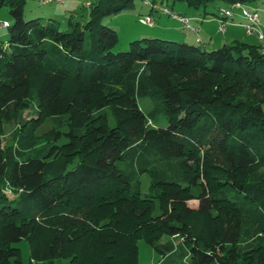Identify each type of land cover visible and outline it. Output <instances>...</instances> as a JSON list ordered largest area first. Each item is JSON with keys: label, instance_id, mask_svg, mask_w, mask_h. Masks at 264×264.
Here are the masks:
<instances>
[{"label": "trees", "instance_id": "1", "mask_svg": "<svg viewBox=\"0 0 264 264\" xmlns=\"http://www.w3.org/2000/svg\"><path fill=\"white\" fill-rule=\"evenodd\" d=\"M134 1L92 0L61 30L0 0V126L18 127L0 142V264H21L23 240L30 264H140L141 240L159 264H264V47L144 38L114 52L104 20ZM26 109L52 129L37 135Z\"/></svg>", "mask_w": 264, "mask_h": 264}, {"label": "rangeland", "instance_id": "2", "mask_svg": "<svg viewBox=\"0 0 264 264\" xmlns=\"http://www.w3.org/2000/svg\"><path fill=\"white\" fill-rule=\"evenodd\" d=\"M66 4L62 3H51L45 4L44 0H26V5L24 7V17L26 20L42 18L43 21L54 20L60 26L61 30H70L68 25V16L69 12L75 13L74 19L79 22H87L89 9L86 3L89 0H65ZM145 1H150L152 3H156L163 8L169 9L173 14H182L186 16H190L191 14L197 13L202 16L211 19L212 21H217L218 17H220V10L222 8H228L229 4H227L224 0H204L205 5L196 9L194 7H190L186 2H173L171 0H135L133 7L111 17H108L104 20L105 26L115 28L119 35L118 45L115 47L114 52H123L128 50L130 42L134 40H141L144 38H157L162 40L174 41L171 39H167L168 37H147L150 36L152 28L149 26L143 25L140 23V19L144 18L143 15L147 12L149 6L145 4ZM92 2V0H91ZM261 6L264 9V3ZM2 15L5 18H8L11 21L9 11L7 8L0 9ZM172 17V15H171ZM262 20L264 21V15H262ZM242 19L240 16H237L235 22H240ZM211 28L209 31V36L214 37L216 40V45H210L209 42L205 44H196L193 39H189L191 44L198 45L207 51L217 50L222 47L224 42L227 44L231 43L233 38L235 40L246 42L250 45L255 46H263L264 41H260L257 37H247L245 33L240 30L236 31L237 35H233V30L226 31L225 34L218 33V24H210ZM146 34H149L146 36ZM140 36V37H135ZM0 38L4 41H8V29L0 27ZM133 38V39H131ZM130 40V41H129ZM139 106L143 110L145 114H148L152 108V102L148 98L139 99ZM22 119L27 122H36L37 124V135H43L44 133L50 131L52 129V123L50 120L43 121L41 123V118L39 117L36 110L26 109L23 110ZM162 126H167V121H161ZM0 142L3 147L12 144L14 141L12 135L18 127L13 124H3L0 126ZM140 189L143 194L149 193L151 186V178L149 174H144L139 178ZM194 193H198L199 189H193ZM9 198H13L14 195L8 193ZM191 207L197 208L198 203L196 201H191L189 203ZM159 209L155 214H159ZM76 218V217H75ZM77 219V218H76ZM139 252H138V260L140 264H159L162 261L161 255H159L146 241L141 240L138 243ZM20 250V258L21 264H30L31 261V247L27 240H23L15 244Z\"/></svg>", "mask_w": 264, "mask_h": 264}, {"label": "built area", "instance_id": "3", "mask_svg": "<svg viewBox=\"0 0 264 264\" xmlns=\"http://www.w3.org/2000/svg\"><path fill=\"white\" fill-rule=\"evenodd\" d=\"M257 3H244V2H235L229 4L228 8H222L220 10V17H218L219 25L218 32L225 34L229 26H241L244 28L248 36H255L260 41H264V23L262 20V15H264V9L258 6L259 3H264V0H256ZM64 3L65 0H44L45 4L51 3ZM147 6H150L153 10H161L163 13L172 15L174 19L180 20L184 24V29H192L189 25V20L187 18L181 17L179 15L173 14L169 9L163 8L162 6L152 3L150 1H145ZM87 7L92 5L91 0L87 1ZM237 16H240L242 21L235 22ZM141 24L154 27L155 20L151 16H146L140 19ZM0 27L7 28L9 27V22L0 21ZM197 31V30H194ZM198 43H201V39H197Z\"/></svg>", "mask_w": 264, "mask_h": 264}, {"label": "crops", "instance_id": "4", "mask_svg": "<svg viewBox=\"0 0 264 264\" xmlns=\"http://www.w3.org/2000/svg\"><path fill=\"white\" fill-rule=\"evenodd\" d=\"M62 4H66V1ZM258 6L261 7L263 5H262V3H259ZM71 15H73V17H74L75 13H71V11L69 12L68 22H69ZM176 15L187 18L189 20V25L194 30H197V31H194L192 29H189V30L184 29V27H183L184 24L180 20L174 19L173 17H171V15L165 14L161 10H153L149 6L147 9V12H145L143 17H146V16L153 17L155 20V26L150 27V28H152V31L149 32L150 36H147L149 34H146V36L147 37H168L167 39H171V40H175V41H179V42H187V43H190V41H188L189 39H193L196 44H205L206 42H209L210 45H213V44L216 45V40L214 39V37L209 36V31L211 28L210 24L216 23L219 25L218 19L215 22V21H212L211 19H208L207 17L202 16V15L197 14V13L191 14L190 16H186V15H182V14H176ZM0 21H6L9 23L11 22L8 18H5L2 15V12H0ZM263 23H264V21H263ZM1 28H3V27H1ZM228 30H233V32H232L233 35H237L236 31L242 30L247 37H255V36H248L246 34L244 28L241 26H237V25L229 26ZM135 37L137 38L140 36H135ZM198 38L201 39V41H202L201 43L197 42ZM131 39H133V38H131ZM233 39L235 40L236 38H233ZM234 40H232V42ZM224 44H227V43L224 42Z\"/></svg>", "mask_w": 264, "mask_h": 264}]
</instances>
